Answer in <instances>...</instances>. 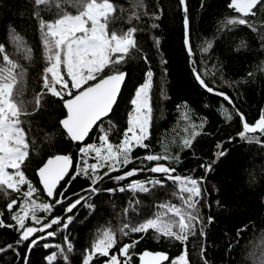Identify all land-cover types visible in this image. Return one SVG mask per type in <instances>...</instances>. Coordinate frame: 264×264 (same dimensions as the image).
<instances>
[{"label":"trees","instance_id":"1","mask_svg":"<svg viewBox=\"0 0 264 264\" xmlns=\"http://www.w3.org/2000/svg\"><path fill=\"white\" fill-rule=\"evenodd\" d=\"M65 4V0H53V11L55 3ZM117 8H123L121 13L117 11L116 19L109 25V29L117 32L126 31L129 26L138 29L135 34L137 45L142 54L132 53L127 58V63L121 70L128 73L118 97L114 110L104 121V127H109V121L113 126L109 134L111 143H119L123 138V132L127 128V116L132 110L131 99L134 98L135 89L144 82V73L151 68L153 72L152 88L150 90V103L152 107V122L150 126L149 143L152 153H161V141L171 142L176 139L177 144L184 135L185 122L183 113L188 112L192 121L199 124L202 119L207 123L200 136L194 141L192 149L180 153V161H161L166 166L176 169L174 175H191L194 178L205 177L206 183L202 186L206 189L205 197L207 203L202 205L201 212L204 217L211 215L214 222L206 229V237H201L199 231L190 236L185 245L178 242L156 239V233L150 230L148 233L131 234L121 237L116 233L118 245L110 250L111 254H118L119 247L124 243L139 241L130 249L131 259L128 264H138V253L144 249L161 250L169 254V264L172 259L187 250L189 264H262L264 262V147L256 143L248 144L241 142L237 132L242 129V123L233 111V105L223 101L222 97L216 96L199 86L191 72V66L195 63L201 70L206 83L214 87L216 91H223L231 97L235 109L242 113L249 123H254L259 117L264 104V50L259 48L258 39L255 34L245 26L237 25L236 29L228 32L222 31L220 22L226 17L236 15L233 10L227 8L230 0H186L189 16V37L193 49V59L190 60L187 50L183 45V15L179 0H112ZM143 4L140 8V21L128 23V17L133 11H137L134 5ZM43 7V6H41ZM35 10L34 0H0V43H6L5 37L9 26L14 27L24 37L27 46L32 49V60L24 59L25 53L17 54L12 47H7L11 58L27 69L25 76L18 84L23 91V99L29 102L27 105L28 115L21 117L23 128L27 134L30 145L29 158L23 166L26 177L34 184L38 183L37 169L49 157L56 154L71 155L75 160L79 159L77 144L70 143L59 125L66 114L62 107V101L46 94L42 98L40 107L35 106V98L42 90L43 68L46 66L42 56V45L38 22L33 18ZM65 10L75 13V10L65 4ZM148 15H143L144 12ZM44 18L51 19L48 12H43ZM155 17H158L156 19ZM253 20V18H249ZM258 28H264V20L258 17L253 21ZM158 25L152 28V24ZM158 38L159 43L154 41ZM215 46L208 53H201V47L206 40H213ZM244 39L248 45L247 50L235 51L236 45ZM144 55L149 58L145 64ZM166 61V63H165ZM220 71L216 72L215 83L211 73L215 71L213 65ZM3 66L0 56V67ZM209 71L204 75V70ZM254 72L252 77L249 72ZM223 74V80L221 79ZM229 82L236 81L233 86ZM185 102L187 107L185 108ZM224 105L222 108L221 105ZM180 106V107H178ZM35 109V111H34ZM232 112L231 122L225 119L224 111ZM99 128L92 133L93 139L89 143L99 146L97 133ZM259 135V134H257ZM229 137H234L232 143ZM87 139V138H86ZM221 143L228 154L221 158L212 173L205 174L199 167L201 163L213 158L217 150V143ZM173 153L180 151L175 145L172 146ZM195 153V155H193ZM149 152L145 149H134L133 162L118 172L110 175L123 174L132 168L154 166L155 162L145 161L143 165L136 160ZM94 156V154H93ZM89 159V163H94ZM106 169H101L100 174ZM149 177L160 179L159 174L147 171H138L134 177L125 181L105 179L101 187H115L119 189L133 179L147 180ZM63 183V182H62ZM89 182L83 177L76 179L69 188H60L67 191L69 199L73 193L85 196L96 205L94 214H90L86 207L78 206L71 215L73 222L68 229L53 226L56 235L46 238L34 247L30 252L26 244L17 246L16 252L11 250L0 253V264H25L23 256H28L30 264H47L45 257L52 252H57V260L54 264H81L85 249H90L91 243L97 238L98 232L106 228L118 229L122 223L129 219L136 223L150 218L157 211V205L162 202L180 204V201L172 193L177 191L172 181H165L164 186H157L150 193L133 194L130 191L114 193L103 192L96 196H89L87 189ZM41 187V186H40ZM59 187V186H58ZM42 188V187H41ZM27 187L22 186V191ZM43 194L38 202H51L45 200ZM56 198H59L58 196ZM17 199L14 210L19 208L18 194L7 190L5 193L0 188V219L5 224L14 223L10 219V213L6 208L7 203ZM140 201V207L135 213H124L129 208V202L133 201L132 207H136L134 201ZM220 201V206L217 205ZM210 205V206H209ZM67 207V201L63 208ZM60 205H55L50 213H38L43 220L49 217L59 216L67 219V213ZM141 210L144 215L141 216ZM26 224L34 226L31 219ZM244 225H249L240 238L237 239L236 231ZM46 236V232L44 233ZM70 237L74 245L72 253H67V245L64 237ZM18 233L11 228H0V248L8 244L15 245ZM30 242V241H29ZM44 243L52 245L50 249L43 247ZM232 244L230 248L229 245ZM55 245H61L69 259L65 261L59 254ZM204 248L203 259L201 248ZM124 264V257H119ZM104 258L94 257L90 264H102Z\"/></svg>","mask_w":264,"mask_h":264},{"label":"snow or ice","instance_id":"2","mask_svg":"<svg viewBox=\"0 0 264 264\" xmlns=\"http://www.w3.org/2000/svg\"><path fill=\"white\" fill-rule=\"evenodd\" d=\"M65 4L75 10V13L65 10ZM65 4L55 3L53 11V0H34L35 10L33 18L38 22L40 41L42 45V56L46 66L43 68V84L41 93L35 98V106L38 109L42 98L46 94L62 101V107L66 110V115L59 120L63 132L70 143H75L79 149V159L75 160L71 155H53L36 172L38 183L34 184L22 170L29 158L30 145L27 134L23 128L22 116L28 115L27 105L23 99V91L18 88V84L25 76L27 69L10 57L7 47L14 48L17 54L24 52V59L32 60V49L17 30L9 26L5 37L6 43H0V56H2L3 66L0 67V188L18 194L19 208L14 210L18 200L12 199L7 203L6 208L10 213V219L14 223L5 224L0 219V228H11L18 233L15 245L8 244L0 248V253L11 250L16 251L17 246L26 244L29 252L39 245L46 238L56 235L53 226L68 229L73 222L71 213L78 206L86 207L90 214H94L96 205L85 196L73 193L74 199H69L67 191H60V188H69L70 185L80 177L89 182L87 191L89 196H96L103 192L114 193L116 191H130L133 194L150 193V191L163 187L165 181H172L177 191L172 193L180 201V204L162 202L158 204L157 211L150 218L136 223L129 219L122 223L118 229L106 228L98 232L97 238L91 243L90 249H85L81 264H90L94 257L104 258V264H121L119 257H124V264H128L131 259L130 249L139 241L133 240L131 243H124L119 247L118 254H111L118 245L117 235L127 237L131 234L148 233L154 231L156 239L178 242L185 245L190 236L199 231L201 237H206V229L214 222L211 215L204 217L201 207L206 201L205 191L202 186L206 183L205 177L194 178L191 175H174L176 169L166 166L161 161H180V153L194 147L195 139L201 135L207 123L202 119L199 124L192 121L189 113H183L182 119L185 122L184 135L179 143L175 138L171 142L161 141L162 152L152 153L147 141L150 137V126L152 122V107L150 103V90L152 88L153 72L151 68L144 73V82L135 89L134 98L131 99L132 110L127 116V128L123 132V138L119 143H111L109 134L113 129L111 121L106 129L105 119L113 112L114 106L118 102L122 84L126 81L128 73L121 70L127 63V58L132 57V53L142 54L137 45L135 34L138 29L129 26L126 31L117 32L109 29V25L116 19L117 11L123 13L124 9L117 8L112 0H65ZM179 4L184 6V39L183 45L187 50L189 58L193 56V49L189 39V16L186 0H179ZM43 6V7H41ZM137 11H133L128 17V23L134 20L140 21V8L144 5L133 6ZM229 10H233L236 15L226 17L220 22L222 31H232L237 25L245 26L258 39L259 48L264 50V28H258L253 21L258 17L264 20V0H230L227 4ZM48 12L52 18L45 19L43 12ZM143 15L147 16L145 11ZM253 18L250 20L249 18ZM158 19V17H155ZM152 28L158 27L153 23ZM159 43L158 38L154 41ZM215 46L214 39L206 40L201 47V53H208ZM248 45L244 39L236 45L235 51L247 50ZM135 58V57H132ZM144 62L147 64L149 58L144 55ZM166 63V61H165ZM264 65V61L260 62ZM211 73L213 83L219 68L214 64ZM191 72L199 86L207 93L222 97L229 105H233V111L242 123V129L237 132V137L241 142L256 143L264 147V110H261L259 117L254 123L246 121L243 114L235 109L231 97L223 91H216L209 86L201 70L195 63L191 66ZM209 71L204 70V75ZM254 72H249L252 77ZM223 80V74L221 73ZM231 83L233 86L236 81ZM180 107V106H178ZM184 107H187L185 102ZM223 108L224 105L222 104ZM35 111V109H34ZM223 115L229 122L233 120L232 112L224 111ZM99 128L97 133L99 146L96 143H89L93 139L92 133ZM259 134V135H257ZM87 138V139H86ZM234 137H229L228 142L232 143ZM175 145L180 151L173 153L172 146ZM217 150L213 153V158L199 165L205 174L212 173L219 160L225 157L228 152L221 143H217ZM134 149H145L149 152L142 157H136L141 165L147 162H155L154 166L132 168L124 171L123 174L110 175L118 172L123 167L133 162ZM94 154V156H93ZM195 155V153H193ZM89 159H94V163H89ZM8 169L12 171L9 172ZM101 169H106L100 174ZM140 171H147L152 174H159L160 179L149 177L147 180L133 179L119 189L115 187H101L105 179L117 182L125 181L129 177H134ZM63 182V183H62ZM22 186L27 190L22 191ZM42 186V188L40 187ZM59 186V187H58ZM51 202H38L40 197ZM59 198H56V197ZM67 201V207L63 208ZM136 207H132L133 201L129 202V208H125L124 213H135L140 207V201H134ZM220 206V201L216 202ZM55 205H60L67 213V219L59 216L49 217L43 220L38 213H50ZM210 206V205H209ZM141 216L144 211L141 210ZM31 219L34 226L26 224V220ZM249 225H244L237 229V239L247 230ZM46 232V236L44 233ZM30 241V242H29ZM67 245V253H72L74 245L70 237H64ZM45 249L53 246L44 243ZM59 249V254L67 261L68 255L61 245H55ZM232 247V244L229 245ZM205 249L201 248L203 259ZM25 264H30L29 257L23 256ZM47 264H54L57 260V252H52L45 257ZM169 256L164 252L144 251L139 255L140 264H165ZM171 264H189L187 250L171 260ZM204 264L208 261L204 259ZM264 264V262H262Z\"/></svg>","mask_w":264,"mask_h":264},{"label":"water","instance_id":"3","mask_svg":"<svg viewBox=\"0 0 264 264\" xmlns=\"http://www.w3.org/2000/svg\"><path fill=\"white\" fill-rule=\"evenodd\" d=\"M181 7H182V15H183V17H184V11H183V9H184V6H182L181 5ZM183 32H184V26H183ZM189 39H190V37H189ZM191 45V44H190ZM192 59H193V56L190 58V60L192 61ZM124 84V83H123ZM123 84H122V87H123ZM122 89V88H121ZM119 97V96H118ZM262 110H264V104H263V106H262ZM66 111V110H65ZM240 113V112H239ZM242 114V113H241ZM66 115V114H65ZM244 116V115H243ZM63 119V118H62ZM56 155H58V154H56ZM59 155H63V154H59ZM50 157V156H49ZM48 157V158H49ZM47 158V159H48ZM47 159L44 161V162H46L47 161ZM43 162V163H44ZM43 163L40 165V167L43 165ZM39 169V168H38ZM37 169V170H38ZM37 172V171H36ZM37 177H38V175H37ZM42 187V186H41ZM144 251H150V252H164V253H166L168 256H169V254L167 253V252H165V251H161V250H156V251H153V250H149V249H144V250H142L140 253H138V256H137V258H138V264H140V261H139V255L140 254H142ZM167 262V261H166Z\"/></svg>","mask_w":264,"mask_h":264},{"label":"rangeland","instance_id":"4","mask_svg":"<svg viewBox=\"0 0 264 264\" xmlns=\"http://www.w3.org/2000/svg\"><path fill=\"white\" fill-rule=\"evenodd\" d=\"M8 171L11 172L12 170H11V169H8ZM182 252H183V251H182ZM115 254H116V253H115ZM102 264H104V262H103ZM169 264H171V262H170Z\"/></svg>","mask_w":264,"mask_h":264}]
</instances>
